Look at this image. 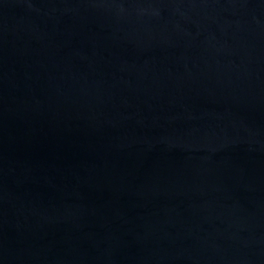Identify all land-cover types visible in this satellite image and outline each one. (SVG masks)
<instances>
[{
    "label": "water",
    "instance_id": "water-1",
    "mask_svg": "<svg viewBox=\"0 0 264 264\" xmlns=\"http://www.w3.org/2000/svg\"><path fill=\"white\" fill-rule=\"evenodd\" d=\"M0 264H264V0H0Z\"/></svg>",
    "mask_w": 264,
    "mask_h": 264
}]
</instances>
